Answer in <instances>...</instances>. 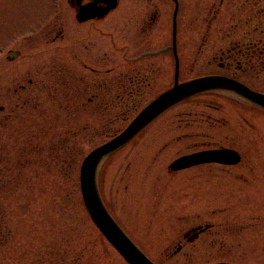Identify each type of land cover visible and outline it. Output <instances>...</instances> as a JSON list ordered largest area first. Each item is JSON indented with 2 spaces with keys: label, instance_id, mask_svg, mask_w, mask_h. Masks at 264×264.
Here are the masks:
<instances>
[{
  "label": "rangeland",
  "instance_id": "374dc122",
  "mask_svg": "<svg viewBox=\"0 0 264 264\" xmlns=\"http://www.w3.org/2000/svg\"><path fill=\"white\" fill-rule=\"evenodd\" d=\"M118 20L114 15L99 27L113 32L122 25ZM86 27L76 30L66 0H0V264H128L91 221L79 181L84 158L124 124L116 111L103 114L106 124L112 122L110 131L102 128L101 113H89L84 124L82 107H73L70 96H82L88 77H100L81 62L104 76L126 72L125 60L158 50L164 38L149 37L143 49L121 53L118 49L137 37L116 32L86 37ZM212 55L202 53L194 68L186 61L182 80L208 72ZM142 61L152 63L154 71L150 88L137 100L140 107L174 86L169 55ZM126 145L100 162L96 186L111 216L146 254L155 255L158 240L168 237L163 223L192 220L199 205L214 199L219 206L231 203L221 201L229 188L220 179L225 177L198 179L194 169L171 174L177 158L205 148H232L252 174L251 191L255 183L264 185V112L234 96L178 103ZM203 183L209 191L198 196ZM249 200L262 204L264 188Z\"/></svg>",
  "mask_w": 264,
  "mask_h": 264
},
{
  "label": "flooded vegetation",
  "instance_id": "af4514ba",
  "mask_svg": "<svg viewBox=\"0 0 264 264\" xmlns=\"http://www.w3.org/2000/svg\"><path fill=\"white\" fill-rule=\"evenodd\" d=\"M66 3L76 30L78 27L87 26L83 29V36L113 37V32H116L118 36L123 34L125 39L127 36L137 37L133 43L128 42L119 48L118 51L121 53H128L131 48L143 49L149 37L150 40L155 35L164 38L161 40L162 47L158 50H150L135 60H125V65H128L126 72L119 71L104 76L101 71L97 72L94 68H90L89 63L81 62L84 69H89L93 74L100 76L88 77L90 80L86 81L82 96H76V99L70 96L73 107L78 103L81 105L84 124L87 121L86 117H90L89 113L103 115L116 111L115 113L118 112L116 117L124 124L121 132L148 105L150 101L140 107L137 101L150 88V73L154 71L152 63L145 64L142 61L145 57L169 55L174 67L173 84L176 79L181 83L198 78L217 77L233 81L264 95V0H66ZM114 15L119 18L117 25L122 21L121 27H115L113 32H104L99 26ZM80 18L85 21H80ZM150 48L153 49L154 46L150 45ZM206 52L213 54L207 60L209 71L182 80L185 72L184 63L189 61L194 68L198 62L197 58ZM184 53L186 56L183 55ZM190 54L192 55L189 57ZM90 61L101 65V60ZM108 62L106 58L103 60V63ZM70 65L73 73L75 63L71 62ZM106 73H110V70ZM201 96H234L239 101L264 112V109L235 92L213 90L192 98ZM103 118L104 115L102 128L108 127L110 131L112 122L108 121L106 124ZM218 150L236 152L239 155L238 162L236 164L203 163L182 169L180 172L194 169L198 179L209 175L212 182L219 180L214 176L225 177L220 179L226 181L229 188L221 195V201L228 200L231 203L227 206H219V201L214 199L210 204L204 202L206 205H199L192 220L163 223V227L160 228L170 231L168 237L158 240L155 255L146 254L133 242L153 264H164L157 260L174 259L196 260L198 264H264V202L257 204L249 200L251 194L258 195L264 185L255 183L251 191L248 182L252 174L246 172L248 168L246 165L243 166L244 160L241 154L232 148L214 147L181 157ZM180 172L170 171L171 174ZM253 180L262 179L253 178ZM234 182H239L245 187L234 188ZM203 185L204 183L200 184L197 190L198 196L209 191ZM107 211L109 212L108 209ZM114 220L122 229L118 221ZM124 233L128 236L126 231Z\"/></svg>",
  "mask_w": 264,
  "mask_h": 264
},
{
  "label": "water",
  "instance_id": "95a60500",
  "mask_svg": "<svg viewBox=\"0 0 264 264\" xmlns=\"http://www.w3.org/2000/svg\"><path fill=\"white\" fill-rule=\"evenodd\" d=\"M80 21L85 20L80 18ZM216 89L238 93L244 99L264 109V95L255 93L233 81L208 77L180 84L176 79L174 86L146 106L123 132L94 149L83 160L79 181L84 207L99 232L128 264L153 263L124 234L104 208L96 186V172L100 162L124 147L157 117L174 105L194 95ZM238 156L236 152L230 150L193 154L174 161L170 166V170L177 172L195 165L213 162L236 164Z\"/></svg>",
  "mask_w": 264,
  "mask_h": 264
}]
</instances>
